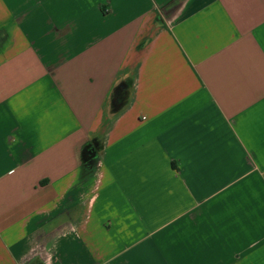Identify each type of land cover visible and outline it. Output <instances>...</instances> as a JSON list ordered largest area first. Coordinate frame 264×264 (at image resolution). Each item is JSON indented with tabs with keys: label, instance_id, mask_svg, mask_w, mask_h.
Segmentation results:
<instances>
[{
	"label": "crops",
	"instance_id": "1",
	"mask_svg": "<svg viewBox=\"0 0 264 264\" xmlns=\"http://www.w3.org/2000/svg\"><path fill=\"white\" fill-rule=\"evenodd\" d=\"M0 264H264V0H0Z\"/></svg>",
	"mask_w": 264,
	"mask_h": 264
},
{
	"label": "trees",
	"instance_id": "2",
	"mask_svg": "<svg viewBox=\"0 0 264 264\" xmlns=\"http://www.w3.org/2000/svg\"><path fill=\"white\" fill-rule=\"evenodd\" d=\"M127 84L122 83L118 85L114 90L113 95V106L117 110L123 104L124 96L126 95ZM120 101V102H119ZM99 144L96 141L86 143L81 151V159L83 163L91 162L98 154Z\"/></svg>",
	"mask_w": 264,
	"mask_h": 264
}]
</instances>
